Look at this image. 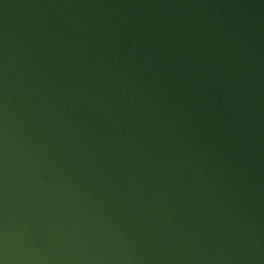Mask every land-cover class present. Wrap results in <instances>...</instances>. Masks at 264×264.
<instances>
[{
	"label": "water",
	"instance_id": "95a60500",
	"mask_svg": "<svg viewBox=\"0 0 264 264\" xmlns=\"http://www.w3.org/2000/svg\"><path fill=\"white\" fill-rule=\"evenodd\" d=\"M264 65V0H142Z\"/></svg>",
	"mask_w": 264,
	"mask_h": 264
}]
</instances>
